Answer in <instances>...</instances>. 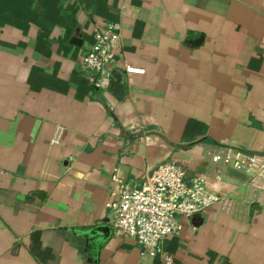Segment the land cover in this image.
Listing matches in <instances>:
<instances>
[{"label":"crops","instance_id":"1","mask_svg":"<svg viewBox=\"0 0 264 264\" xmlns=\"http://www.w3.org/2000/svg\"><path fill=\"white\" fill-rule=\"evenodd\" d=\"M19 1L23 29L0 18V264H264V171L210 160L264 156V0ZM111 23L119 101L80 65ZM165 163L219 197L199 223L179 219L151 261L132 238L81 236L108 226L112 176L138 187Z\"/></svg>","mask_w":264,"mask_h":264},{"label":"built area","instance_id":"2","mask_svg":"<svg viewBox=\"0 0 264 264\" xmlns=\"http://www.w3.org/2000/svg\"><path fill=\"white\" fill-rule=\"evenodd\" d=\"M118 48L117 24H106L93 32L92 43L80 60L81 68L94 75L93 87L107 90L110 66ZM123 70L126 74H142L141 69L128 65ZM61 132L59 127L55 130L51 144L59 142ZM210 160L254 175L264 171V156L239 149L221 148ZM111 182L113 191L105 203L109 211V232L116 237L134 239L141 261H151L161 252L163 241L179 231V219L189 220L219 200L216 194L207 190L200 177L187 185L183 172L172 163L158 165L138 187L127 185L117 176H112ZM170 262L171 257L165 256L164 263Z\"/></svg>","mask_w":264,"mask_h":264},{"label":"water","instance_id":"3","mask_svg":"<svg viewBox=\"0 0 264 264\" xmlns=\"http://www.w3.org/2000/svg\"><path fill=\"white\" fill-rule=\"evenodd\" d=\"M196 42V41H195ZM70 43L74 46L80 45V39L79 36L74 34L73 37L70 39ZM107 91L114 97L117 101L121 100L124 94V78L120 73H117L115 71H112L110 73V80L109 85L107 87ZM34 197L39 199V201L42 200L41 196L37 193L33 194ZM200 219L194 217L192 218V223L196 225L199 223ZM95 233H99L101 238H107L109 235V228L108 226H95L91 229L86 230L84 233H82V237L87 239L88 237L94 236Z\"/></svg>","mask_w":264,"mask_h":264},{"label":"trees","instance_id":"4","mask_svg":"<svg viewBox=\"0 0 264 264\" xmlns=\"http://www.w3.org/2000/svg\"><path fill=\"white\" fill-rule=\"evenodd\" d=\"M8 5H13L14 8H16L15 11L21 12L19 11V9H23V7L25 6V3L19 0H0V18L3 21H6V23L9 24H13L17 27H19L20 29H23L24 26H22L21 24H19L18 22H13L15 19L18 18V15H13L11 10L8 9ZM7 6V7H6ZM23 11V10H22Z\"/></svg>","mask_w":264,"mask_h":264}]
</instances>
